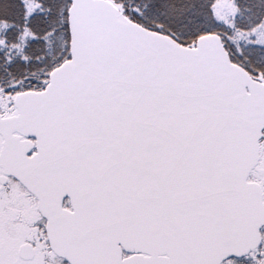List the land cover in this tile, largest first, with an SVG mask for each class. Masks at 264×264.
<instances>
[{
    "label": "snow or ice",
    "instance_id": "1",
    "mask_svg": "<svg viewBox=\"0 0 264 264\" xmlns=\"http://www.w3.org/2000/svg\"><path fill=\"white\" fill-rule=\"evenodd\" d=\"M0 264H264V0H0Z\"/></svg>",
    "mask_w": 264,
    "mask_h": 264
}]
</instances>
